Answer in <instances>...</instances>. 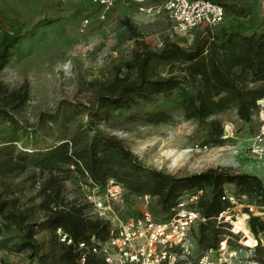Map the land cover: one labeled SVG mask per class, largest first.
<instances>
[{"label": "trees", "instance_id": "obj_1", "mask_svg": "<svg viewBox=\"0 0 264 264\" xmlns=\"http://www.w3.org/2000/svg\"><path fill=\"white\" fill-rule=\"evenodd\" d=\"M233 11L245 17L251 13L249 7ZM123 23L135 39L132 58L124 63L130 73L100 83L91 104L63 102L28 127L16 117L30 99L28 83L10 90L0 80V117L11 121V130L0 134V249L26 253V264H107L94 254L85 263L80 260L79 242L105 241L109 222L87 213L88 202L67 199V181L75 176L84 184L90 177L101 186L114 178L131 195L155 197L164 217L154 216L161 221L172 216L185 191L210 189L198 204L206 218L199 225L200 255L233 234L229 223L217 219L229 206L223 199L227 184L264 203V182L256 174L222 167L172 174L143 164L121 138L101 127L122 109H137L125 120L136 124L166 122L180 111L197 123L205 145H220L228 138L217 115L235 109L240 120L250 122L264 100V30L214 31L216 26L205 25L189 45L167 38L152 48L128 18ZM19 40L0 35V72ZM176 65L178 72L162 70ZM187 82L195 88H186ZM158 96L166 101L140 108ZM249 223L255 235L264 232V221L251 216ZM59 228L72 244L60 240ZM255 253V262L264 264V245L258 243Z\"/></svg>", "mask_w": 264, "mask_h": 264}, {"label": "rangeland", "instance_id": "obj_2", "mask_svg": "<svg viewBox=\"0 0 264 264\" xmlns=\"http://www.w3.org/2000/svg\"><path fill=\"white\" fill-rule=\"evenodd\" d=\"M162 0L139 2H118L108 10L91 0H0V35L20 36L12 50V55L0 72V80L10 90H17L25 83L29 85L30 99L17 119L25 126L37 124L42 112H56L63 102L91 104L97 95L100 83L113 80L116 76L129 74L124 63L132 58L135 39L123 20L128 18L152 47L159 48L169 38L183 45L193 42L204 27L192 31L182 30L158 13ZM225 5L226 18L214 31L225 28L245 29L248 32L264 30V0H216ZM153 8L154 12H144L140 6ZM249 7L250 15L241 16L233 8ZM86 23V25H85ZM177 65L162 68L178 72ZM184 86L194 89L196 84L187 82ZM179 90L175 91V96ZM173 96V97H175ZM166 99L158 96L154 101L140 108H153ZM259 109L250 122L237 116L235 109L219 113L225 130L229 134L226 141L218 146L204 149L205 137L198 131L194 120L185 118L182 112L174 111L166 122L158 124H136L125 121L132 111L118 110L112 119L101 127L109 134L121 138L125 145L143 164L179 176L202 172L211 167L231 168L237 172L258 175L264 182V156L252 152L253 137L259 131ZM85 119V118H84ZM11 130V121L0 117V134ZM80 177L67 181L66 197L76 203L86 202V190ZM227 188L236 194L244 204L264 205L255 196L241 194L234 184ZM86 188V187H85ZM210 189H206V196ZM148 208L158 218L156 198L131 195L125 190L121 201L114 210L123 220L136 217ZM92 213V206L86 209ZM240 223L243 215L240 207L234 209ZM244 231L227 236L230 250L236 251L234 264H257L255 262V239L264 245V232L255 235L249 220ZM199 226L189 235L191 254L185 259L188 264H199L200 249L197 244ZM249 240V241H248ZM251 240V241H250ZM26 253H15L0 249V264H26ZM97 264V263H92Z\"/></svg>", "mask_w": 264, "mask_h": 264}, {"label": "built area", "instance_id": "obj_3", "mask_svg": "<svg viewBox=\"0 0 264 264\" xmlns=\"http://www.w3.org/2000/svg\"><path fill=\"white\" fill-rule=\"evenodd\" d=\"M103 9L101 17L104 18L108 10L118 2H139L146 0H91ZM158 13H164L176 27L192 31L201 26H218L226 18V9L223 4L214 0H162ZM144 12H154L153 8L140 6ZM86 25V23H85ZM259 104L264 105V100ZM260 128L253 137L252 152L264 156V109L259 111ZM227 130L224 138H228ZM212 148L204 145V149ZM86 190V202L92 206V214L109 222V235L105 241L92 238L91 241H82L78 244L80 260L85 263L87 257L94 254L102 258L107 264H188L185 259L191 254L189 235L192 229L206 221L201 209L200 200L205 196L206 189L188 190L180 197L173 208L172 216L165 220H158L150 209L145 208L141 214L127 220L120 218L114 210L116 202L122 200L125 187L114 178L108 179L105 186L95 183L90 177L88 183L83 185ZM86 187V188H85ZM245 196V195H243ZM149 199V195L144 196ZM223 199L229 206L223 209L217 219L219 222L230 224V231L238 234L243 228H236L234 209L240 207L245 215V223L251 216L264 221V205L244 204L236 194L227 186ZM244 225L246 226V224ZM59 238L68 244L73 239L62 228L57 230ZM255 239L254 246L258 245ZM236 251L230 250L228 239L220 242L217 248H209L199 258V264H234ZM260 264V263H257Z\"/></svg>", "mask_w": 264, "mask_h": 264}, {"label": "bare ground", "instance_id": "obj_4", "mask_svg": "<svg viewBox=\"0 0 264 264\" xmlns=\"http://www.w3.org/2000/svg\"><path fill=\"white\" fill-rule=\"evenodd\" d=\"M246 216L243 215V219L245 218ZM244 221V220H243ZM236 228L239 229V228H244V223L242 222V224L240 223V219L236 222ZM249 241V240H248ZM251 241V240H250ZM255 244V240L253 242V244H248V245H254Z\"/></svg>", "mask_w": 264, "mask_h": 264}]
</instances>
